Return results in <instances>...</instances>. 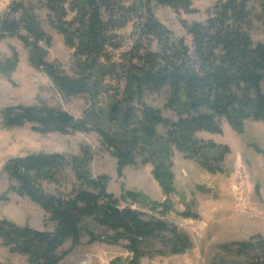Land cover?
<instances>
[{
  "label": "trees",
  "instance_id": "1",
  "mask_svg": "<svg viewBox=\"0 0 264 264\" xmlns=\"http://www.w3.org/2000/svg\"><path fill=\"white\" fill-rule=\"evenodd\" d=\"M156 6L186 14L196 11L193 0L11 2L0 15V37H17L29 63L46 75L57 93L64 100L82 98L85 108L76 118L45 105L8 107L0 114L2 124L30 125L40 134L94 133L116 159L118 175L127 166L150 164L165 196L174 191L173 151L198 161L209 172L221 171L228 150L218 153L214 144L200 142L196 134H220L222 121L240 131L246 120L264 119V43L251 37L254 21L264 28V0H218L203 22L181 21L190 44L158 21ZM40 8L73 50L67 71L45 59L44 46L50 45V38L41 28L36 12ZM16 65L14 56L0 64V71L10 74ZM163 89H167L164 107L175 119L146 104L147 96ZM208 149L215 151L213 157L207 156ZM62 159L41 153L5 164L11 192L41 207L55 226L48 234L0 220V243L11 252L28 256L31 264H57L55 253L64 244L80 245L81 222L86 218L103 230L102 240L126 242L129 256L123 264H139L147 255L143 246L151 240L160 239L166 250L161 254L177 255L191 247L188 237L166 222L120 208L107 192L106 176L92 179L78 171L80 187L69 196L44 193L40 183L55 180ZM126 196L140 197L132 192ZM150 203L152 209L166 208L165 203Z\"/></svg>",
  "mask_w": 264,
  "mask_h": 264
},
{
  "label": "rangeland",
  "instance_id": "2",
  "mask_svg": "<svg viewBox=\"0 0 264 264\" xmlns=\"http://www.w3.org/2000/svg\"><path fill=\"white\" fill-rule=\"evenodd\" d=\"M13 1L16 0H0V15ZM216 1L193 0L196 11L191 14L157 6L153 11L175 37L190 44L181 21L203 22ZM36 12L41 28L50 38V45L44 46L45 59L67 71L73 50L65 46L62 36L50 26L46 11L40 8ZM251 37L256 43H264V28L256 21ZM14 56L17 57L14 71L10 74L0 71V114L8 107L45 105L76 118L81 116L85 108L82 98L64 100L46 75L29 63L27 50L17 37H0V64ZM261 93L264 95V82ZM166 98L167 89H163L159 95L147 96L145 101L161 109L165 118L175 119L164 107ZM158 132L163 134L164 129L159 127ZM196 138L214 144L218 153L228 150L221 171L209 172L198 161L173 151L170 172L174 191L165 196L153 178L150 164L127 166L118 175L116 159L94 133L40 134L30 125L6 128L0 116V220L36 232L53 233L55 226L41 207L11 192L4 166L10 159L32 154H58L63 158V167L54 181L40 183L44 193L69 196L80 187L78 171L87 172L92 179L106 176L107 192L119 201L120 208H131L166 222L170 228L183 232L191 243L186 252L171 255L160 253L166 252L160 239L151 240L143 246L147 255L139 264H264V119H248L240 131L222 121L220 134L200 132ZM208 150L207 156L213 157L215 151ZM126 192L140 197L133 200ZM150 202L165 203L166 208L152 209ZM184 213L190 216H182ZM81 232L79 246L72 248L68 242L55 253L57 264H123L128 259L126 242L102 240L103 230L92 219L82 220ZM0 264L31 263L28 256L11 252L0 243Z\"/></svg>",
  "mask_w": 264,
  "mask_h": 264
}]
</instances>
